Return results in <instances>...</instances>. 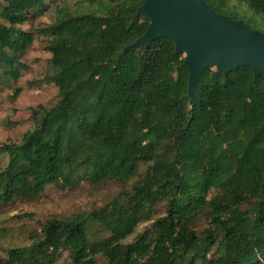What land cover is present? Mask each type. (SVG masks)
Returning a JSON list of instances; mask_svg holds the SVG:
<instances>
[{"label":"trees","instance_id":"16d2710c","mask_svg":"<svg viewBox=\"0 0 264 264\" xmlns=\"http://www.w3.org/2000/svg\"><path fill=\"white\" fill-rule=\"evenodd\" d=\"M204 1L233 19L243 2L264 14V0ZM84 2L0 0V86L18 82L42 36L51 57L35 83L59 95L32 109L19 142L0 144V205L48 185L123 186L87 214L48 218L0 264H57L64 252L69 264H264V70L254 80L248 65L208 66L190 97L170 37L131 46L150 24L144 0Z\"/></svg>","mask_w":264,"mask_h":264},{"label":"rangeland","instance_id":"374dc122","mask_svg":"<svg viewBox=\"0 0 264 264\" xmlns=\"http://www.w3.org/2000/svg\"><path fill=\"white\" fill-rule=\"evenodd\" d=\"M65 1L56 0L60 4ZM68 1L69 6L74 10L89 6L84 0ZM98 5L99 2H95L90 7L96 9ZM235 10L239 18L251 28L264 32V14L257 13L245 2L237 3ZM47 23L49 17L44 15L25 23L22 27L33 30ZM50 57L51 53L46 49L45 37H36L23 58L26 67L22 71L21 78L13 86H0V144L19 142L22 139L24 133L32 128L30 118L33 108L40 106L51 108L57 103L58 88L54 84L44 83L38 86L35 83L45 75ZM15 87L20 89L18 95H15ZM2 161L6 162L5 155ZM122 186L120 182L110 179L98 184L84 182L65 190L48 185L35 200L18 198L10 205H0V227L3 228L0 233V254L3 255L5 248L9 246L27 244L29 233L39 228L48 218L87 214L109 201L122 189ZM202 222L206 224L204 220ZM131 238L129 240H132ZM69 263L68 252H64L57 264ZM103 263V259H100L98 264Z\"/></svg>","mask_w":264,"mask_h":264},{"label":"water","instance_id":"95a60500","mask_svg":"<svg viewBox=\"0 0 264 264\" xmlns=\"http://www.w3.org/2000/svg\"><path fill=\"white\" fill-rule=\"evenodd\" d=\"M138 12L148 16L150 24L131 46L170 37L176 52L184 54L190 97L208 66L227 75L240 65H248L254 80L264 70V32L218 13L204 0H144Z\"/></svg>","mask_w":264,"mask_h":264}]
</instances>
